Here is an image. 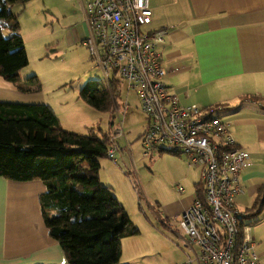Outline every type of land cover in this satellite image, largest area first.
I'll list each match as a JSON object with an SVG mask.
<instances>
[{
    "label": "crops",
    "instance_id": "0c3cea01",
    "mask_svg": "<svg viewBox=\"0 0 264 264\" xmlns=\"http://www.w3.org/2000/svg\"><path fill=\"white\" fill-rule=\"evenodd\" d=\"M79 2L85 34H78L72 28L74 24L70 25L67 38L72 46L83 44L88 30ZM150 8L151 23L144 31L167 30L160 56L168 71L165 83L171 92L183 105L223 106V121L238 146L251 154L252 165L241 173L244 193L236 198L241 211L248 209L246 216L258 188L264 184V0H150ZM21 78L26 86L29 77L23 78L21 73ZM0 101L47 103L65 129L78 131L64 124L62 114L41 91H20L13 83L0 79ZM116 108L117 102L113 112ZM110 125L111 136L113 114ZM147 125L146 118L141 136ZM114 170L117 172L118 168ZM100 175L103 183L114 189V184ZM186 176L188 173L180 178L184 181ZM45 191V184L38 179L15 181L0 177V264H69L45 224L40 204ZM194 193L175 195L155 214L162 222H172L174 216L191 205ZM257 220L251 234L257 243L260 264H264V212ZM171 227L183 238L176 227Z\"/></svg>",
    "mask_w": 264,
    "mask_h": 264
},
{
    "label": "built area",
    "instance_id": "2783aa9c",
    "mask_svg": "<svg viewBox=\"0 0 264 264\" xmlns=\"http://www.w3.org/2000/svg\"><path fill=\"white\" fill-rule=\"evenodd\" d=\"M80 1L88 29L83 45L100 66L103 82L108 89L113 79L125 83L147 116L143 155L169 149L185 156L188 168L200 170L203 196L195 192L191 205L173 219L185 232L189 251L179 264H260L251 227L241 222L245 215L236 204L245 190L241 173L252 165L251 154L238 146L223 121L224 107L183 105L171 92L160 56L167 30L144 31L152 19L150 0ZM114 113L108 156L116 160L115 138L125 136V130L119 108ZM177 190L185 192L181 184Z\"/></svg>",
    "mask_w": 264,
    "mask_h": 264
},
{
    "label": "trees",
    "instance_id": "16d2710c",
    "mask_svg": "<svg viewBox=\"0 0 264 264\" xmlns=\"http://www.w3.org/2000/svg\"><path fill=\"white\" fill-rule=\"evenodd\" d=\"M29 1L0 0V75L20 91L40 92L36 75L27 79L29 85L23 84L21 71L29 58L19 15L11 10V5ZM5 30L12 34L6 36ZM111 82L110 92L101 80L90 79L80 97L94 109L113 110L111 93L116 96L122 81ZM111 139L99 126L87 133L65 129L47 103L0 101V177L45 184L40 196L45 224L69 264H119L123 239L140 233L113 187L101 181V160L108 156ZM257 192L246 216L259 219L264 184Z\"/></svg>",
    "mask_w": 264,
    "mask_h": 264
},
{
    "label": "rangeland",
    "instance_id": "374dc122",
    "mask_svg": "<svg viewBox=\"0 0 264 264\" xmlns=\"http://www.w3.org/2000/svg\"><path fill=\"white\" fill-rule=\"evenodd\" d=\"M11 10L19 15L20 33L29 58L28 66L21 71L23 78L37 76L41 92L62 114L64 124L78 130L75 132L87 133L89 127L99 126L110 133L112 114L116 123L113 110L92 109L80 97L81 88L90 79L103 82L105 78L82 43L69 44L67 29L70 25L74 24L72 28L78 34H85L79 0H30L11 5ZM11 34L5 30L6 36ZM0 79L11 83L1 75ZM111 94L113 102L119 105L125 136L117 137L116 160L109 156L101 160L100 173L104 181L114 184L115 193L140 231L138 235L123 239L119 264H179L187 258V246L183 238L170 229L171 224L178 234L183 237L186 234L178 222H162L155 213L176 196L197 192L200 170L188 168L185 156L172 152L154 151L144 156L140 134L147 116L139 107L136 92L122 83L116 96ZM126 100L129 102L127 108L124 106ZM114 167L118 168L117 172ZM187 173L183 181L180 177ZM179 184L184 187V193L177 190ZM247 210L244 208V213ZM256 221L249 216L241 219L252 228Z\"/></svg>",
    "mask_w": 264,
    "mask_h": 264
}]
</instances>
